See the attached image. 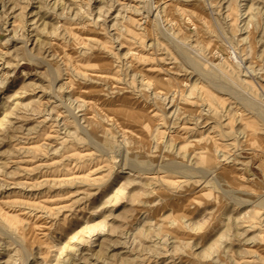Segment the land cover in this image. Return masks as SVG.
<instances>
[{"label":"rangeland","instance_id":"rangeland-1","mask_svg":"<svg viewBox=\"0 0 264 264\" xmlns=\"http://www.w3.org/2000/svg\"><path fill=\"white\" fill-rule=\"evenodd\" d=\"M0 207V264H264V0H0Z\"/></svg>","mask_w":264,"mask_h":264},{"label":"bare ground","instance_id":"bare-ground-1","mask_svg":"<svg viewBox=\"0 0 264 264\" xmlns=\"http://www.w3.org/2000/svg\"><path fill=\"white\" fill-rule=\"evenodd\" d=\"M229 10V9H228ZM263 10V9H262ZM254 19V18H253ZM257 28V27H256ZM9 41V40H8ZM187 58V57H186ZM183 59V58H182ZM187 60V59H186ZM194 63V62H193ZM198 65V64H197ZM218 76H216V79H218L217 78ZM212 77H208V78H206V80L207 81H210V82H212ZM215 79V78H214ZM215 83V82H214ZM252 108V107H251ZM211 145H213V143H211ZM208 147H209V144L207 145ZM212 148V147H211ZM211 148H209V150L211 149ZM141 161V160H140ZM145 161V160H144ZM142 162V164H144L145 162H143V161H141ZM146 164V163H145ZM140 166H141V164H140ZM147 166V165H146ZM143 167H145V165L143 166ZM176 167H173V168H171V167H169V171H174V169H175ZM181 170V169H180ZM185 171V170H184ZM175 172V171H174ZM182 172H183V170H182ZM180 173V172H179ZM188 173V172H187ZM1 208V207H0ZM2 210V209H1ZM5 214V213H4ZM8 215V214H7ZM0 216H1V214H0ZM9 216V215H8ZM3 217H4V215H3ZM1 218V217H0ZM9 218V217H8ZM5 219H7V218H5ZM3 220V219H2ZM7 222V221H6ZM9 223V222H8ZM10 223H12V222H10Z\"/></svg>","mask_w":264,"mask_h":264}]
</instances>
